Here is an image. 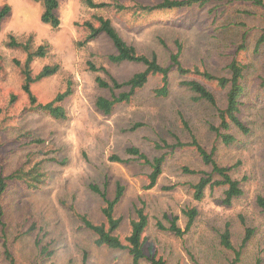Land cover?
<instances>
[{
  "label": "rangeland",
  "instance_id": "rangeland-1",
  "mask_svg": "<svg viewBox=\"0 0 264 264\" xmlns=\"http://www.w3.org/2000/svg\"><path fill=\"white\" fill-rule=\"evenodd\" d=\"M119 1L135 5L162 0ZM225 1L221 5L214 1L204 7L195 5L135 17L130 11L119 12L113 7L91 8L83 0H60L57 13L61 24L53 27L41 20V1L0 0V9L5 4L10 6L0 24V61L5 73L0 81V121L6 116L1 108L8 103L9 95H17L8 112L13 116L10 128L0 134V157L5 170L12 172L28 153H33L34 160L53 155L64 159L63 163L45 161L48 177L40 188L12 183L6 194L10 204L8 215L13 223L7 230L8 244L19 264H132L128 250L96 245L95 233L79 217L85 214L94 222L104 220L103 200L90 185L104 189L107 181L109 197L114 196L117 182L126 187L116 210V215L122 216L118 234L123 239L130 231L131 218L135 217V205H144L149 216L144 233L147 257L155 254L166 264H228L235 254L221 245L220 234L229 223L237 246L242 243L247 226L255 230L237 264H256L257 257L264 264V211L257 203L258 196H264V88L260 85L264 77V42L258 44L264 33V6L254 0ZM94 15L111 18L128 43L141 53L155 52L163 65L169 63L176 40L183 45L180 59L190 68L198 66L215 75L228 76L226 65L234 57L242 61L245 95L240 117L249 132L233 125L230 132L236 141L225 144L210 126L220 125L218 108L226 106L227 88L216 81L206 83L216 96V106L206 100H193L194 93L180 84L181 77L175 69L171 70L167 96L156 95L155 89L162 81L160 75H152L128 103L117 104L109 115L101 112L96 99L100 95L111 96V91L100 87L96 76L107 78V74L91 70L89 63L104 66L120 81L145 66L111 62L108 56L116 51L104 34L80 45L86 35L82 23L87 19L95 21ZM10 35L18 40L31 35L35 46H48L47 55L32 62L34 73L45 64H58L60 69L33 84L32 90L40 101H49L70 86L72 94L62 102L67 112L65 120L34 111L22 113L28 96L22 90L21 67L15 59L23 62L26 53L7 45ZM194 76L197 77L195 74L189 77ZM136 123L141 125L135 127ZM24 131H31L44 143L17 142V146H11L12 140ZM194 137L208 151L216 148L214 158L220 165L238 163L231 174L241 180L244 192L230 205L223 202L225 186L208 187L202 199L195 198L193 185L202 174L188 173L183 168L210 172L211 166L202 160L194 146L167 147L178 141L189 143ZM11 147L15 149L12 153ZM131 147H138L149 159L165 155L163 171L150 189L145 186L152 168L130 154ZM43 149L51 151L44 155ZM113 156L128 162L113 160ZM192 207L198 209L192 227L182 236L175 235L169 230L171 223L165 215L177 216V224L184 229L188 218L183 209ZM25 210H31L42 227V242L53 250L50 257L41 258L32 234L15 239V220ZM28 224L25 223L24 229ZM0 264H8L1 241ZM140 264L152 263L145 258Z\"/></svg>",
  "mask_w": 264,
  "mask_h": 264
},
{
  "label": "trees",
  "instance_id": "trees-1",
  "mask_svg": "<svg viewBox=\"0 0 264 264\" xmlns=\"http://www.w3.org/2000/svg\"><path fill=\"white\" fill-rule=\"evenodd\" d=\"M36 1H41L43 5V11L41 14L42 22L50 24L53 27H58L61 24V19L57 13L60 0ZM83 1L91 8L113 7L119 12L130 11L135 17H139L140 15H151L161 11L167 12L172 9H189L195 5L204 7L214 1L218 2V5L226 2L225 0H162L158 3L127 5L119 0H113L110 2H96L95 0ZM254 2L264 6L263 0H254ZM9 12L10 6L7 4L0 9V24ZM93 18L97 22L92 19H87L82 23V26L86 31V35L84 40L80 42V45H86L90 41L104 34L112 42L116 51L108 56L111 62L119 64L127 61L141 63L145 66L142 71L136 72L130 78L120 81L104 66H97L92 62L89 63L91 70L96 72L103 70L107 74V78L102 77L101 75L96 76L98 85L111 91V96L100 95L96 99V106L101 112L109 115L113 112L117 104L123 102L128 103L136 94L137 90L145 86L152 75L161 76L162 84L155 89L156 95L167 96L170 92L171 70L175 69L181 77L180 84L187 87L194 93L192 95L193 100H206L213 106H216V96L208 88L206 83L216 81L220 87L227 88L226 106L218 108L220 125L210 126L211 130L214 131L218 138H220L225 144L230 145L236 141V137L230 132L233 125L244 133L249 132V128L240 117L243 97L245 95V87L242 82L245 65L242 61L234 57L226 65L229 71L228 76H218L207 69L202 70L198 66L190 68L182 63L180 58L183 51V45L180 40H176V49L170 51L169 63L167 65H163L160 63L158 55L155 52L150 55L141 53L133 44L128 43L115 27L111 18L104 17L102 15H94ZM262 42H264V33L260 36L258 44L260 45ZM7 45L11 48H20L26 53V57L23 62L15 59V62L21 67L22 90L28 96V103L23 107L22 113L34 111L48 114L56 119L65 120L67 118V112L62 102L72 94L70 86H67L65 90L57 93L55 97L49 101H40L32 90L33 84L55 75L60 69L58 64H45L40 71L34 73L32 62L36 58L45 57L48 52V46L46 44L35 46L31 35L25 40H18L15 36L10 35ZM241 48L239 47V49ZM4 74L3 65L0 61V81L5 78ZM193 74L197 75V77H189ZM260 85L264 88V77H262ZM117 90L122 91L117 93ZM16 96L17 95L15 93L10 94L8 103H5L6 105L1 108L2 110H5L6 116L0 121V134L2 132H7L10 128L9 124L11 123V120H13V116H11L8 112L13 107V102H15ZM139 125H141V123H136L135 127ZM12 142L11 146H17V142H20V145H27L28 143L43 144L44 139L35 137L31 131H24L17 138H14ZM158 146L161 147V145ZM177 146H194L200 154L202 160L211 166L210 172L196 171L194 169H190L189 167L183 168V170L188 173L202 174L199 181L193 185V188L195 189L194 196L196 199H202L205 194V190L208 187L214 189L215 187L225 186L226 188L224 190L223 202L227 205H230L235 198L243 194L244 190L241 185V180L234 178L231 174L232 169L236 167L238 163L234 166L220 165L214 158L216 148L208 151L195 137L189 143L178 141L173 146L167 145V147L173 148ZM14 150V147H11L9 152L12 153ZM50 151L51 150L43 149L41 153L47 155ZM128 152L136 155L139 159L143 160L144 163L151 166L152 171L148 176L149 183L145 186V188H152L157 183L158 178L163 171L165 155L149 159L148 156L138 147H131L128 149ZM32 155L33 153H28L25 160L19 163L10 173L6 172L5 162H3L0 157V241L3 247L4 260L8 264H19L8 244L7 230L12 222L10 221L11 219L8 215L10 204L6 201V194L9 191L11 184L19 182L29 189H38L47 181L48 173L44 166L45 161L51 160L52 162L61 163L64 161V159L60 160L55 155L44 157L40 160H34ZM111 158L123 163L128 162V159H123L119 156H113ZM104 185V189L100 188V186L96 184L90 185V188L99 194L103 200L102 214L104 220L94 222L85 214L79 215L85 227L95 233L96 245L107 246L120 250H128L129 254L132 256V264H140V261L145 258H147L152 264H166V261L162 257H157L155 254L147 257L145 253L144 233L149 223V216L145 211L144 205H135V217L130 220V231L126 237L123 239L118 234V229L122 224V216H117L116 210L118 204L123 199L126 187L121 182H117L114 196L109 197L107 189L108 181L105 182ZM142 203L144 204V202ZM257 203L264 211V196H258ZM183 212L188 218L187 225L184 229L177 224V216L169 218L168 215H165L171 223L169 230L177 236H182L190 230L198 215V209L196 207L183 209ZM26 222L29 224L27 228L24 229ZM14 226L16 229L15 239H18L24 234H32L35 236V245L39 249V255L43 256L41 258H44V256L50 257L53 254V250H49V246L47 244H43L40 233L43 229L38 225V221L31 210H25L23 215L18 216L15 220ZM161 227L163 226L161 225ZM254 231L253 227L247 226L245 228V235L242 243L237 246L234 244L232 238L230 224L228 223L226 225L225 229L220 234V243L225 248L232 250L235 254L234 258L229 261L228 264H237L241 260L243 249L253 237ZM33 264H39V262ZM256 264H263L260 257L256 258Z\"/></svg>",
  "mask_w": 264,
  "mask_h": 264
}]
</instances>
